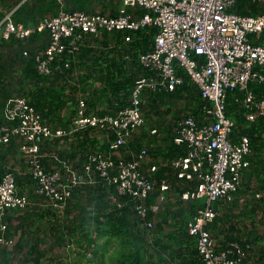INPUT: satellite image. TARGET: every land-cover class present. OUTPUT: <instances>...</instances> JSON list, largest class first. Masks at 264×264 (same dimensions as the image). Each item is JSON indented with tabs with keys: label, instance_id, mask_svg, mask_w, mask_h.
<instances>
[{
	"label": "built area",
	"instance_id": "obj_1",
	"mask_svg": "<svg viewBox=\"0 0 264 264\" xmlns=\"http://www.w3.org/2000/svg\"><path fill=\"white\" fill-rule=\"evenodd\" d=\"M60 1L64 4V0ZM236 3L237 0H122L116 15L62 7L58 14L45 17L36 27L18 26L9 20L3 29L0 23L5 38L13 33L28 37L35 31L49 32L46 50L37 55L38 69L45 74H50L53 64L63 57L65 67H70L81 47L87 45V39L103 40L104 31L125 33L126 43L134 41L140 29H158L152 49L139 54L144 73L136 80L128 103L116 110L101 113V107L92 108L87 94L80 93L73 113L66 116L67 125L56 127L43 120L27 97L16 95L6 101L7 124L0 126V143H8L15 136L21 139L25 173L35 180V193L45 197L54 210L64 212L74 187L101 180L115 185L120 195L136 199V210L146 216V200L157 187L153 173L158 164L147 147L130 151L129 158L122 154V148L145 125L143 103L147 93L176 90L185 82L182 71L210 103L198 114L203 117L201 121L193 114L184 115L176 128L175 142L185 144L188 152L172 160L171 166L180 179L195 182L182 198L205 202L188 222L189 234L196 239L205 264H249L245 260L250 245L245 248L234 241L220 249L209 229L220 213L217 205L235 199L243 172L251 164L247 158L252 153L250 137L243 135L237 141L231 138L233 121L226 113L228 94L243 93L236 101L247 107L248 120L255 121L257 116L264 119V98L250 87L253 82L264 83V40L259 41L264 31V14L230 11ZM84 132L91 137L114 135L109 140L110 151H103L97 144L79 168L55 153L53 159L57 163L48 169L43 161V144L56 139L74 144L78 134ZM151 132L157 133L158 129ZM75 151L80 154L84 149ZM16 173L17 167L9 165L0 181V220L9 211L28 209L33 203L27 192H20ZM160 190L158 202H163L172 190L171 182L163 179ZM260 196L257 193L256 197ZM5 229L6 225L0 222V247H12L15 239L6 236ZM68 247L76 248L77 242L70 241ZM87 255L93 259L95 252L91 249Z\"/></svg>",
	"mask_w": 264,
	"mask_h": 264
},
{
	"label": "trees",
	"instance_id": "obj_2",
	"mask_svg": "<svg viewBox=\"0 0 264 264\" xmlns=\"http://www.w3.org/2000/svg\"><path fill=\"white\" fill-rule=\"evenodd\" d=\"M100 1L106 0H64V4L60 0H0V23L3 29L9 20L18 26L36 27L45 17L58 14L62 7L67 10L94 12V4ZM230 11L245 15L264 14V1L237 0ZM8 13L10 17L5 20ZM118 13V10H113L110 14ZM157 31L156 27L140 29L135 40L126 43L125 33L104 31L103 40L87 39V45L81 47V52L73 58L70 67H65L66 57H63L53 64V71L50 74H45L38 69L37 55L46 50L49 32L35 31L28 37L13 33L9 38H5L1 30L0 126L7 124L4 116L6 101L16 95L27 97L41 113L43 120L56 127L67 125L69 119L63 113L66 111L73 113L80 93L87 94L92 108L101 107V113L126 105L136 80L145 71L140 64L139 54L152 49ZM263 40L264 31L259 41ZM111 44L114 46L110 47ZM180 73L184 75L185 82L176 90L147 93L151 110L145 111V118L155 116L161 122L157 126L160 127L162 136H158V133L151 134L144 125L140 137L129 144L131 151H139L146 146L144 138L147 135L153 136L152 143L155 147L148 145V150L153 161L158 164V170L153 173L157 187L146 200L147 215L142 217L138 213L136 199L120 195L115 185H109L101 180L93 185L83 184L74 187L72 196L67 201L66 212L70 224L66 221L60 230L56 229L61 231V236L70 241L81 244L86 242L88 248L98 245L101 239H105L101 264H113L114 261L116 264H205L197 249L196 239L188 231V222L198 208L205 206V202L202 199L182 198V194L194 187L195 182L180 179L176 169L171 166V161L188 152L185 144L178 145L175 142L179 120L184 115L193 114L201 121L203 117L198 114L210 103L202 98L198 86L190 76L182 71ZM250 87L258 97L264 98V83L253 82ZM239 95L243 97V93L239 91L228 94L226 113L233 121L232 140L237 141L241 136L248 135L252 143V153L247 157L251 164L243 172L241 187L236 196L240 193L250 194L242 191L243 179L245 184L249 183L250 179L258 180L259 184L254 187L252 199L247 204L250 206L247 207L248 215H253L258 209L264 208V119L257 116L255 121L248 120L247 107L239 100L236 101ZM172 98H183L188 101L185 107L187 112L180 115L178 111L173 115V121L167 122L164 121L166 120L163 118L164 114H160V106H164L168 101H175ZM104 103L108 104L109 109H105ZM113 138L114 135H110L109 139ZM59 141L60 139L46 141L42 146L43 152L48 153L45 149H51L52 144L58 145ZM77 141L84 146V158H87V153L101 142L96 136L91 137L89 132L79 133ZM101 149L110 151L109 140L103 143ZM55 153L60 157L58 150ZM72 155L73 152L67 157ZM129 157L128 155L127 158ZM47 158H43V161L50 169L49 165L57 161L52 157L55 163L48 162ZM24 159L20 138L15 136L8 143H0V181L11 164L9 162L15 161L11 165L14 167L15 163L24 162ZM65 159L67 160L66 157ZM77 160L83 163V158L79 157ZM16 179L21 186L25 181L29 182V186L33 187V192L37 195L35 193L37 184L29 173L26 175L16 173ZM163 179L171 182L172 190L165 201L158 202ZM19 189L22 192L21 187ZM260 191H263L262 197L257 198L256 193H261ZM236 196L229 203L231 211L234 204L238 203ZM224 205L223 202L217 205L220 213L209 225L215 237L221 232L222 225L228 232L223 233L226 239L220 249H226L234 241L245 248L250 245L247 248L249 253L245 262L264 264V232L258 230L253 219L251 225L241 222L242 215L247 212L246 208L241 212L226 215L223 211ZM69 212H73L74 215L70 217ZM6 216L0 222L6 225L5 234L8 236L7 234L16 227L8 225ZM262 218L264 222V215ZM150 221L153 222L151 226L148 224ZM113 243L116 244V254L105 262L106 250L113 246Z\"/></svg>",
	"mask_w": 264,
	"mask_h": 264
},
{
	"label": "crops",
	"instance_id": "obj_3",
	"mask_svg": "<svg viewBox=\"0 0 264 264\" xmlns=\"http://www.w3.org/2000/svg\"><path fill=\"white\" fill-rule=\"evenodd\" d=\"M105 2L107 3L103 8L105 10H107L111 2H113L114 6L112 10L106 13H112L113 10L117 11L116 0H106ZM102 12L104 13V11ZM7 17H10V13L7 14L5 19ZM68 113L69 112L67 111L63 114L66 116ZM59 143L60 148L64 150L63 155L65 157L69 156L72 152L70 145L73 144H71L68 140H60ZM52 145L51 149H45V151L48 152L45 153V158L48 157V162H54L52 157L53 154H55V151L58 150L56 144ZM15 164V167H17V173L26 175L25 159L24 162L19 161ZM53 165L54 164L49 165L50 169ZM248 171H250V169ZM247 183L248 182L245 184V180L243 179L244 186L242 191H246L250 194L240 193L237 195L236 197L238 198V203L236 205H247L248 201L250 202L252 199L251 197L253 195H251V193L253 192L254 187L259 184L257 179H250L249 183ZM19 187H21V190L29 194L33 203L28 207V209H13L8 212L6 221H8V225H14L16 229H12V231H10L7 235L8 237L15 239V244L12 247H0V264H101L102 255L104 253H102V251L105 248L104 242L100 243L101 241H99V245H93V248H88L86 246V242H83L84 244L78 242L76 248H69L68 243L70 241L66 239V237L64 238L61 236V231H59L64 222L69 219L67 215L68 212H58L52 209L51 205L47 203V199L45 197L34 194L33 187L29 186V182L25 181L23 186L20 185ZM260 192L261 196L259 198H261L263 194V191ZM228 206L229 203L225 204L223 206V211L226 215H231L234 213L233 211L236 210H233V206L231 211V208ZM257 212L260 213L262 211L261 209H258ZM69 213L70 217L74 215L73 212ZM220 228L221 232H218L216 235L219 248L223 245V241L226 239L223 233L225 232V234H228L223 225ZM114 247L115 246H109L106 252L111 251ZM91 249L95 252V257L93 259H90L87 255V252ZM97 253L99 256H97ZM113 264H116V261H114Z\"/></svg>",
	"mask_w": 264,
	"mask_h": 264
},
{
	"label": "rangeland",
	"instance_id": "obj_4",
	"mask_svg": "<svg viewBox=\"0 0 264 264\" xmlns=\"http://www.w3.org/2000/svg\"><path fill=\"white\" fill-rule=\"evenodd\" d=\"M104 3L107 4L106 2H103V1H100L99 3H95L94 4V10L93 11L94 12L95 11H97V12L104 11V13H106V12H109L110 10H112L114 8L113 4H110L109 7L107 8V10H105V9H103L105 7V4ZM120 3L122 4V0H116V5H117L116 6L117 7L116 10H118L120 8V6H121ZM172 99L175 100V101H168L164 106H162V105L160 106V110H161V113L160 114H164L163 115V118L166 119L164 121H167V122L168 121H170V122L173 121L172 120L173 119V115H175L176 112L179 111L180 112V115H182L183 113H186L187 112V110H186L187 108H185V107H186V105H188L187 104L188 101H186L183 98H178V99L172 98ZM149 100L150 99L147 96V98L145 99V103H143L144 113H145V111H150L151 110V108H150L151 103H150ZM107 105H108L107 103H104L105 109H109ZM101 106H103V105H101ZM151 113L153 114V111ZM145 116H146V114H145ZM145 121H147L145 123V125L147 126V131H150L151 132L152 128L157 127L156 129L159 130V132H157L159 134L158 136H162V134H161L162 131L160 130V127L157 126V125L161 124V122H159L156 119L155 116L154 117L148 116V117L145 118ZM141 134H142V128H141V131L139 133H137V134L134 135V138L130 142H134L135 141L134 139L137 138V137H140ZM151 134H155V133H152L151 132ZM110 135L111 134H108V135H106V134L105 135H102V134L97 135L96 137L97 138L99 137L98 140L101 141L100 143H98V145H100L102 147V145H103L104 142L110 140L109 139ZM152 139H153V136L147 135V137L144 138V141H145V145L146 146H143V147H147L148 148V145L155 147V144L152 143ZM130 142L127 145H125L124 146V149L122 150V154L125 157L128 156L129 155V152L132 150L130 148V146H129ZM56 146H57L58 153H59L60 157H62V158L64 157V159H65V156L63 155L64 154V150L60 148V143L58 145H56ZM70 146H71L70 149H72V152L74 151L73 152V155L75 154L74 155L75 158H73V155L71 157H67L66 156V158H67V160L69 162H72L73 164H76L77 165L76 167L79 168L80 165L82 164V162H79L77 159L79 157H81V159L83 158V161H84L85 158L83 156V153H80L79 154L77 151H75V149H77L79 147H80V149H84V146L81 145V142L79 143L78 141L74 142V144L73 145H70ZM152 160H153V158H152ZM14 162L15 161H11L9 163H11L10 165H12ZM247 207H250V206L249 205L248 206L247 205H243V206L242 205H234L233 210L235 209L236 211H233V212L234 213L241 212V210L243 211V209H245V208L247 209ZM263 209L264 208H261V211L262 212H260V213L259 212H255V214H253V215H251V214L248 215V211L249 210L247 209V212H246L247 214L245 213V214L242 215L243 216V220L241 222L242 223H245L246 225H251V223L254 220L255 221V225L257 226L258 230L260 232H264V222L262 221V219H263L262 216L264 215V210ZM100 241H101L100 243L105 242V239H103V240L101 239ZM113 244H114L113 246L116 245L115 243H113ZM98 245H99V243H98ZM115 248L116 247H114L111 251H108V252L105 253V257L107 258L106 261H109L108 259H110V256L111 257L115 256V254H116ZM97 256H99L98 253H97ZM97 258H99V257H97Z\"/></svg>",
	"mask_w": 264,
	"mask_h": 264
}]
</instances>
